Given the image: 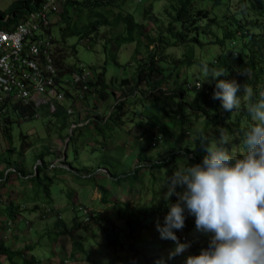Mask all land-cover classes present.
Wrapping results in <instances>:
<instances>
[{"label":"trees","instance_id":"trees-1","mask_svg":"<svg viewBox=\"0 0 264 264\" xmlns=\"http://www.w3.org/2000/svg\"><path fill=\"white\" fill-rule=\"evenodd\" d=\"M41 1L13 0L7 9L0 10V30H10L24 16L34 12ZM55 2L57 11L48 16L49 27L51 30L58 23L61 27L58 38L52 39V61L59 70L55 84L64 98L55 104L52 114L44 111L51 119L48 122L55 121L46 125V137L50 139L54 135L56 144L63 143L62 150L58 145L51 151L45 145L48 142L45 138L40 151L33 157L35 171L32 168L30 173L24 166H18L17 161H10L11 154L15 153L12 123L18 119H33L38 115V108L19 103L5 108L0 120V139L5 148L4 153H0V164H5L0 187L9 185V189H6L8 206L0 199V264H64V260H57L62 248L65 251L71 248L69 259L79 256L87 264H98V250L90 249L101 245L110 248L119 264H173V254L165 257L167 253L161 251H167L169 246L164 244L172 243L177 230L167 221L168 212H174V197L173 194L163 197L160 188H155L158 184L155 172L159 173L162 184L174 188L189 187L196 179L191 175L202 173L203 178L198 175V181L203 180L202 184L198 183L202 187L197 185L199 194L202 193L200 204L191 220L207 216L211 223L210 234L218 236V244L229 237H238L242 242L247 238L252 240V226L264 229V0H168L160 16L153 14L151 4L144 9L142 23L134 17L135 12L121 11L125 0ZM114 9L118 12L114 13ZM85 11L86 21H82ZM161 16L163 21L159 19ZM146 19L156 28L152 36L144 33ZM119 26L123 27V32L114 36L116 45L133 44L134 54L140 56L136 84L122 97L124 100L115 99V96L122 92L121 86L130 83L128 80H122L121 86L117 88L115 84L114 88L112 82H106L103 66L96 73L80 64L67 63L68 58L76 56L75 46L66 44L68 38L76 37L79 41L94 38L100 29ZM73 75L79 82L72 83ZM168 79L175 81L174 88L160 90V82ZM141 82L144 91H139ZM82 87H86L87 92ZM236 96L244 100L232 105L228 99ZM112 97L114 103L109 104ZM105 102L108 106L104 112ZM67 104L78 107L68 113ZM136 106L144 110L141 113L146 117V125L135 135L136 143L144 138L148 145L139 146L133 158L126 157L125 153L116 155L119 150L116 148L113 152L117 147L113 128L126 108L132 110ZM166 122L174 125L175 132L194 134L191 151L185 149L186 142L183 146L169 145L166 157L153 154L170 141ZM28 136L19 134V156L30 146L34 147ZM92 142L99 146H91ZM71 143L74 147L69 150ZM225 145L241 146L242 157H228L224 152H220L219 157L212 155L216 149L223 150ZM98 148L102 153L94 159L92 153ZM81 149H85L86 154L89 152L92 167L76 166ZM69 151L73 154L71 162ZM200 152L207 156L201 157ZM55 161H59V166L49 169ZM168 166V175L163 178L161 171ZM98 169L105 172L106 183H109L106 187L111 186L117 192L122 186L125 192L131 190L140 197L115 203L112 209L106 208L113 210V214L100 213L95 208L100 204L108 207L109 195L113 194L107 193L104 186L96 185L101 203L92 210L85 209L84 204L78 202L77 193L63 187L60 178L67 175L76 188H84L75 181L92 180L89 176ZM214 172H219V181L212 177ZM3 173L6 174L3 176ZM7 174L29 180L31 184L18 181L16 185L15 181L8 180ZM59 197L63 202L57 201ZM211 205L216 209L214 215L209 214ZM35 213L38 216L34 220L41 221L38 228L25 218ZM54 213H69V219ZM174 214L181 216L180 211ZM232 218L236 219L235 223ZM24 219L34 229L32 237L36 236L35 239L19 233L26 230ZM49 219H53L52 223ZM102 221L106 227L109 225V230L100 225ZM215 228L220 232L215 233ZM226 230L234 233L225 234ZM158 240L163 246L158 245ZM170 247L180 253L181 247ZM155 251L157 255L153 256ZM259 251H264V233L250 252L246 249L245 264H256ZM185 254L180 256L185 257Z\"/></svg>","mask_w":264,"mask_h":264},{"label":"rangeland","instance_id":"rangeland-1","mask_svg":"<svg viewBox=\"0 0 264 264\" xmlns=\"http://www.w3.org/2000/svg\"><path fill=\"white\" fill-rule=\"evenodd\" d=\"M13 0H0V10H5L7 9L10 4L12 3ZM152 5V10L153 14L156 16H160L163 14V8L168 4V0H125V5L124 7L122 6L121 11L123 12H135L134 17L138 22H143L141 19L142 11L146 8H148L149 5ZM103 10V9H100ZM118 12L116 9H114V13ZM86 11L84 12L83 19L82 21H86ZM72 18L75 19V16L72 15ZM160 21H163L164 18L161 16L159 18ZM146 23V30L145 34L146 35H153L154 30L156 29L153 26L152 21H148L147 19L145 20ZM61 27V24L58 23L57 25H54L51 27V33L54 38H58V29ZM101 31L97 34L96 37L94 38L89 37L88 39L85 40H78L76 37L68 38L66 41V44L69 46H75L76 50V56L73 58H68L67 63L69 65H82L86 69H88L90 72H96L101 69L103 66L105 69V80L106 82H112L113 86L115 88V84L117 85V88H119V85L121 84V81L126 79L130 83L125 86H121L123 89L122 92H117L116 93V98L119 100H124L125 94L129 92V88L135 86L136 84V75H137V66L139 64L138 62V57L136 54H134V45L133 44H124L121 46L116 45V41L114 36L121 34L123 32V27L119 26L116 29H100ZM106 40L108 41L107 43ZM115 61V62H114ZM193 71L196 72L195 68H192ZM152 79H156L153 77ZM175 86V81H172V79H168L167 81H162L160 82L159 89L160 90H166V89H172ZM139 91H144V83L141 82L139 83ZM112 100L109 101V104L114 103V98H111ZM244 100L241 96H236L234 98H229L228 101L232 105H236L240 101ZM108 106V103L105 102L104 105L102 106V111H106ZM77 104H75V108H77ZM135 109L134 112H132ZM37 114L39 118L37 119H31V120H22L18 119L16 122H13L11 125V137H12V146L14 147V152L11 154L9 160L10 161H17L18 166H24V169L27 173H30L32 171V168L35 171V168L33 167V157L40 151L42 141L46 138L48 142H44L45 145H48V148L51 151L56 150L54 147H58L60 145V149L63 145L60 144L59 142L56 144L57 139L55 138L54 135L50 139L46 137L48 134L47 127L46 125L48 123L55 122L54 119L52 121L48 122L49 119L47 113L44 111L42 107L38 108ZM142 111H144L140 106H136L135 108L133 107L132 110H129L126 108V111L121 114L120 116V121L117 123V125L113 128L115 132V143L117 144V147L114 148L113 152L118 148V152H116V155H123L125 153L126 157L133 156V154L136 152L138 148H145L148 145V140L143 138V141L140 142V140L137 141L135 139V135L138 134V130L145 126L146 124V117L145 115H142ZM13 116V115H12ZM13 118H16L14 116ZM253 121H255L253 119ZM167 125H169L168 133L171 135L170 141L168 144H162L156 152L153 154L155 155H160L162 157H166L168 154L166 150L169 147V145H173L172 147H176L178 145L183 146V144H186L185 149H188L191 151V146L190 144L193 143V133L189 135L185 134H180L178 131L175 132L174 130V125L171 122H166ZM51 127V126H50ZM19 134L27 135L29 134V139L30 143L34 146L31 148V146L25 151V153L19 156L18 152V145H19ZM98 140L100 138H97ZM168 141V139H167ZM91 146L93 147H98V144H94L93 142L90 143ZM138 146V147H137ZM141 146V147H139ZM74 145L71 143L69 145V150H72ZM120 147V148H119ZM4 141L0 140V153H4ZM62 150V149H61ZM224 152L225 155L228 157H242L243 155V149L239 145H229V146H224L223 150H215L213 151L212 155L219 157V153ZM102 151H99V148L96 151H93L92 157L94 159L99 157V154H101ZM185 156H187V152L183 153ZM2 155V154H1ZM88 155V156H87ZM201 157H206L207 154L205 152H200ZM133 158V157H132ZM68 159L71 162L73 159V154L72 152H68ZM202 159V158H201ZM177 160V159H175ZM57 163V164H56ZM59 161H55L52 166L49 165V169L54 168V166H59L58 165ZM92 159L89 157V152L86 154L85 149H81L80 155H79V160L77 162L76 166H86L87 168L92 167ZM170 166L164 168L161 172L164 175L163 178H166L168 175V168ZM5 169V164H0V175ZM104 170L98 169L96 172L91 174L89 177H92V180H84V181H75L76 184L84 187V188H76L72 182L71 178H69L67 175L62 176L60 179L63 180L61 183L63 187L67 189H73L78 195V202L84 204L85 209L92 210L95 208L98 204H100V194L96 189L97 186H104L105 191L107 193L112 192L113 195H109L110 199V204L108 207H106L104 204H100L97 208H95V211L100 212L102 211L103 213H112L113 210L108 211L106 208H111L115 203L121 204L125 202H129L136 197H140L136 195L133 191L125 192L122 186L118 187L117 192L114 191V189L111 186L106 187L105 185L109 184L108 182L106 183V177L104 176L103 172ZM33 172V171H32ZM8 173V170L6 171ZM5 173V174H6ZM14 173V172H12ZM36 173V172H35ZM3 173V176L5 175ZM37 174V173H36ZM202 173H198L199 176H201ZM219 172L213 173L212 177H216L218 180V175ZM198 175L195 173L191 175V177L196 178L193 183L189 187H179V188H174L173 185L167 186V184H162V181L159 180L160 175L158 172L154 173L155 180L157 181L158 184L155 185V188L159 190L160 188V193L164 197L168 194H173V200L172 202L175 203L173 205V211L177 213V211H180L181 216H177L174 214V212H168L170 214V218L167 219V221L171 224H174L177 227L176 234L174 235V238L171 240L172 243L168 245L169 242L167 243H162V241H159L158 245L163 246V244L166 246H169L167 251H161L162 253H167L165 257H168L170 254H173L174 256V262L173 264H245V256H247L248 252H245L246 249H249V252L254 248L255 243L260 241L263 237L264 229L262 226H257L254 227L252 226V240L250 239H243L238 240L233 239L232 237H229L228 240H222L223 242L221 244L217 243L218 236L215 234H210V220L207 216H199L195 218L193 221L191 220V216L194 215L199 207L200 204V192L197 190V185L198 183L202 184L203 180L198 181ZM8 180L9 181H15V184L18 185V181H21L23 184L30 185L31 181L29 180H21V179H16V176L7 174ZM203 178V176H201ZM219 181V180H218ZM95 182V184H93ZM196 182V183H195ZM195 183V184H194ZM89 184H93V186H90ZM161 186H160V185ZM145 187V186H144ZM199 188H201V185H198ZM64 188V189H65ZM167 188V189H166ZM6 189H9V185L2 186L0 187V199L2 202L5 201V204H7V196L8 193L6 192ZM171 190H173L171 192ZM30 192V190L28 189ZM148 193V192H147ZM209 193L206 192V194ZM63 195L61 193L60 197ZM136 195V196H135ZM59 197V198H60ZM147 198L150 199V194H147ZM57 201H62L60 198ZM7 202V203H6ZM8 206V204H7ZM28 207L31 205L28 204ZM44 210H47V207L41 206ZM105 208V210H104ZM86 210V211H89ZM216 209L214 206L209 207V214L214 215ZM6 213L8 214V211L6 210ZM101 213V212H100ZM57 216H63L64 219L68 220L69 219V213H66L64 215L63 213L58 214L54 213ZM113 214V213H112ZM172 214V215H171ZM38 216V213L32 214L25 216L26 219L33 221L35 227H39L40 220H34ZM53 217V214H50V218ZM211 217V216H210ZM216 219L215 217H212ZM211 218V219H212ZM24 219L22 220L23 222V227L26 230H20L19 233L25 235V237H32L34 229L29 227L28 221ZM222 222L224 223L223 218ZM53 219H49V223H52ZM117 222V220H115ZM236 219L232 218V222L235 223ZM101 226H105L106 230H109V225L106 224L104 221L100 223ZM225 227V226H223ZM166 229L167 227H164V234H166ZM40 230V228H39ZM220 232V229L215 228V233ZM234 233V231L229 232L228 230L225 231V234H230ZM169 234V232L167 233ZM19 239H21L22 235L18 236ZM33 239L36 238V236L32 237ZM160 239V238H158ZM30 239H27V242H29ZM46 241V240H45ZM169 241V240H168ZM100 242V240H99ZM42 244V243H41ZM43 245V244H42ZM48 246V244H47ZM170 246H176V247H181L180 248V253H176L175 249ZM44 247V246H43ZM99 248V249H98ZM190 248L192 250L190 251ZM64 249V250H63ZM109 247H106L104 245H101L100 247L95 246V248L90 249V251L98 250L96 256V260L98 261V264H119L114 260L115 256L111 253L109 250ZM62 252H60L57 256V260H64V264H87L85 260L81 257L77 258H72L69 259V255L71 252V248H69L68 251H65V248H62ZM189 252V253H187ZM237 252V256H236ZM263 252L264 251H259L257 252V261L255 262L256 264H264V258H263ZM187 253V254H185ZM177 254L179 256H177ZM185 254V257H181L180 255ZM190 254L192 258L188 255ZM117 255L120 256V252H117ZM153 256L157 255V252L152 253ZM231 256H233V260H230ZM76 259V260H75ZM171 261V260H170Z\"/></svg>","mask_w":264,"mask_h":264},{"label":"built area","instance_id":"built-area-1","mask_svg":"<svg viewBox=\"0 0 264 264\" xmlns=\"http://www.w3.org/2000/svg\"><path fill=\"white\" fill-rule=\"evenodd\" d=\"M56 11L55 0H42L10 30H0V120L5 108L14 103L42 107L52 114L55 104L62 102L64 94L55 84L59 70L52 61L54 45L48 17ZM77 82L73 75L72 83ZM82 90L87 92L86 87ZM66 108L70 113L75 104Z\"/></svg>","mask_w":264,"mask_h":264},{"label":"clouds","instance_id":"clouds-1","mask_svg":"<svg viewBox=\"0 0 264 264\" xmlns=\"http://www.w3.org/2000/svg\"><path fill=\"white\" fill-rule=\"evenodd\" d=\"M1 140V139H0Z\"/></svg>","mask_w":264,"mask_h":264}]
</instances>
